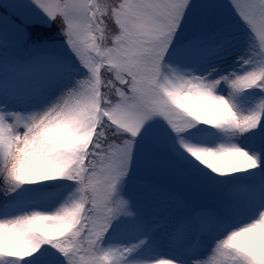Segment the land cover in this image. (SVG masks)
Wrapping results in <instances>:
<instances>
[{
    "label": "snow or ice",
    "instance_id": "obj_1",
    "mask_svg": "<svg viewBox=\"0 0 264 264\" xmlns=\"http://www.w3.org/2000/svg\"><path fill=\"white\" fill-rule=\"evenodd\" d=\"M0 264H264V0H0Z\"/></svg>",
    "mask_w": 264,
    "mask_h": 264
},
{
    "label": "rangeland",
    "instance_id": "obj_2",
    "mask_svg": "<svg viewBox=\"0 0 264 264\" xmlns=\"http://www.w3.org/2000/svg\"><path fill=\"white\" fill-rule=\"evenodd\" d=\"M244 238L246 240H242L241 243L245 244L246 246L253 247L255 250L260 248L259 243H258L257 240L253 239L250 236H245ZM248 239H250V240L248 241ZM250 241H252V242H250Z\"/></svg>",
    "mask_w": 264,
    "mask_h": 264
},
{
    "label": "bare ground",
    "instance_id": "obj_3",
    "mask_svg": "<svg viewBox=\"0 0 264 264\" xmlns=\"http://www.w3.org/2000/svg\"><path fill=\"white\" fill-rule=\"evenodd\" d=\"M242 240H246V239H245L244 237H242V238H241V241H242ZM249 240H250V239H248V241H249ZM250 242H252V241H250ZM256 250L259 251L260 248H258V249H256Z\"/></svg>",
    "mask_w": 264,
    "mask_h": 264
}]
</instances>
